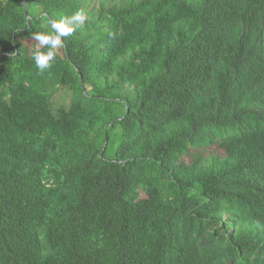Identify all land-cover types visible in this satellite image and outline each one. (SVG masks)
<instances>
[{"label": "trees", "instance_id": "1", "mask_svg": "<svg viewBox=\"0 0 264 264\" xmlns=\"http://www.w3.org/2000/svg\"><path fill=\"white\" fill-rule=\"evenodd\" d=\"M95 2L0 0V264H264V0Z\"/></svg>", "mask_w": 264, "mask_h": 264}, {"label": "clouds", "instance_id": "2", "mask_svg": "<svg viewBox=\"0 0 264 264\" xmlns=\"http://www.w3.org/2000/svg\"><path fill=\"white\" fill-rule=\"evenodd\" d=\"M85 22V13L83 10H78L60 20L46 21V25L50 26L48 31L32 33L31 39L36 42L31 49V58L35 67L40 72L49 69L56 59L57 50L63 47V38L72 35L77 29L83 30Z\"/></svg>", "mask_w": 264, "mask_h": 264}, {"label": "rangeland", "instance_id": "3", "mask_svg": "<svg viewBox=\"0 0 264 264\" xmlns=\"http://www.w3.org/2000/svg\"><path fill=\"white\" fill-rule=\"evenodd\" d=\"M97 5H99V0H96ZM35 41H33L32 39L27 40L26 44L29 45L30 47L35 45ZM60 54H62V48L57 50ZM70 98H71V92L67 91V89L65 88H58L56 91H54L53 93V97H52V102L54 105H59V104H68L70 102ZM212 150L214 151H221L216 149V146L211 147Z\"/></svg>", "mask_w": 264, "mask_h": 264}]
</instances>
